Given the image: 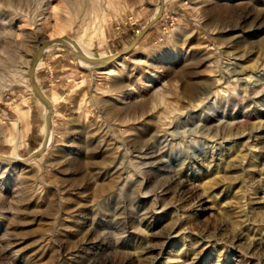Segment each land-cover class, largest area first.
Listing matches in <instances>:
<instances>
[{
    "label": "rangeland",
    "instance_id": "374dc122",
    "mask_svg": "<svg viewBox=\"0 0 264 264\" xmlns=\"http://www.w3.org/2000/svg\"><path fill=\"white\" fill-rule=\"evenodd\" d=\"M0 156V264H264V0H0Z\"/></svg>",
    "mask_w": 264,
    "mask_h": 264
},
{
    "label": "bare ground",
    "instance_id": "6f19581e",
    "mask_svg": "<svg viewBox=\"0 0 264 264\" xmlns=\"http://www.w3.org/2000/svg\"><path fill=\"white\" fill-rule=\"evenodd\" d=\"M55 43H63V44H67V45H69L70 47H74L76 44L73 42V41H71L70 39H68V38H65V37H62V38H59V39H51V40H48V41H45V43L43 44L44 46H43V48L40 50V53H39V56H38V59H37V61L39 60V58H40V56L42 55V53L50 46V45H52V44H55ZM84 51V50H83ZM84 53H85V55H86V57H88L89 59H92L91 58V56H90V54L89 53H87L86 51H84ZM120 54V53H119ZM119 54H117V55H114V56H111V57H109L107 60L108 61H110V60H114L115 59V57H117ZM82 56V55H81ZM83 59H85V60H87L84 56H83ZM36 61V58L34 59V61H33V63ZM88 62H90V65L91 64H94V62L93 61H89V60H87ZM112 61H110V62H112ZM33 63H31V65H30V68H29V73H30V69H31V67H32V65H33ZM109 63H107V65H108ZM104 64H99L98 66H103ZM94 66V65H93ZM31 77H32V71H31ZM42 91H40V94H39V98L41 99L42 98ZM47 104V103H46ZM50 117H51V114H50ZM202 118V117H201ZM26 120V118H25V115H22V118H21V121L23 122V121H25ZM49 120H50V118H49ZM50 123H51V121H50ZM154 139H155V136H154ZM156 139H158V137H156ZM155 139V140H156ZM51 140H52V135L50 134L49 136H48V139H47V142H46V140H45V142H46V145H45V148H47V146L50 144V142H51ZM158 141V140H157ZM161 141V140H160ZM45 142L43 143V146H44V144H45ZM155 142V141H154ZM156 143V142H155ZM160 144V143H159ZM155 145V144H154ZM43 146H41L37 151H40V150H43ZM165 157H166V155H164ZM185 156H178V157H174L173 158V160L174 161H176V162H180V169H181V172L182 171H184L185 169H186V166L188 165V163L186 162L187 160H185V158H184ZM0 158H2V156H0ZM170 158V157H169ZM18 160L19 161H22L20 158H18ZM191 161V160H190ZM169 164V163H168ZM166 166V165H165Z\"/></svg>",
    "mask_w": 264,
    "mask_h": 264
},
{
    "label": "water",
    "instance_id": "95a60500",
    "mask_svg": "<svg viewBox=\"0 0 264 264\" xmlns=\"http://www.w3.org/2000/svg\"><path fill=\"white\" fill-rule=\"evenodd\" d=\"M68 46H69V45H68ZM120 54H122V53H120ZM120 54H119V55H120ZM119 55H118V56H119ZM115 58H116V57H115ZM32 81H33V80H32ZM33 83H34V81H33ZM34 87H36L35 83H34ZM36 90L38 91V94H40V90H39L38 88H36Z\"/></svg>",
    "mask_w": 264,
    "mask_h": 264
},
{
    "label": "crops",
    "instance_id": "0c3cea01",
    "mask_svg": "<svg viewBox=\"0 0 264 264\" xmlns=\"http://www.w3.org/2000/svg\"><path fill=\"white\" fill-rule=\"evenodd\" d=\"M56 108V107H55Z\"/></svg>",
    "mask_w": 264,
    "mask_h": 264
}]
</instances>
